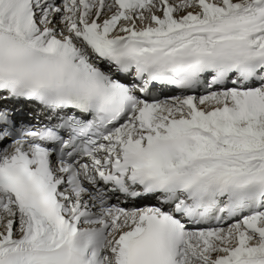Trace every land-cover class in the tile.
Wrapping results in <instances>:
<instances>
[{
    "label": "snow or ice",
    "instance_id": "6c2138e0",
    "mask_svg": "<svg viewBox=\"0 0 264 264\" xmlns=\"http://www.w3.org/2000/svg\"><path fill=\"white\" fill-rule=\"evenodd\" d=\"M0 264H264V0H0Z\"/></svg>",
    "mask_w": 264,
    "mask_h": 264
}]
</instances>
